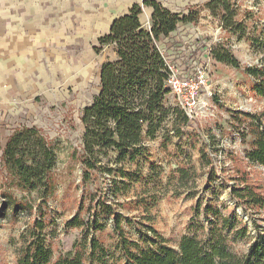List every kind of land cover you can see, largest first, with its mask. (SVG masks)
Wrapping results in <instances>:
<instances>
[{
    "label": "rangeland",
    "instance_id": "374dc122",
    "mask_svg": "<svg viewBox=\"0 0 264 264\" xmlns=\"http://www.w3.org/2000/svg\"><path fill=\"white\" fill-rule=\"evenodd\" d=\"M135 1L142 2L0 1L1 13L9 15L5 21H12L16 12L31 25L30 32L26 28L12 36L20 46L14 67L13 52L8 49L13 46L8 39L11 35L0 29V182L4 174L2 150L10 135L24 127L41 129L53 142L57 154V197L49 200L59 224L56 255L75 252L82 230L66 229V224L77 214L81 203L88 207L92 198L95 203L103 198L124 216L141 220L145 228H155L172 246H177L184 235H200L201 228L209 223L203 212L209 201L218 199L230 207L234 205L230 196L234 184L231 156L245 157L248 145L238 130L239 123L233 124L232 113L264 112V97L253 92L256 80L244 75L242 69L219 62L213 54L215 50L227 49L243 66L260 64L264 58V0H230L233 28L242 25L243 32L223 29L224 13L216 16L206 7L212 0H158L173 13L200 11L197 23L180 24L169 37H162L158 46L171 65L208 76V88L201 87L199 93L203 106L182 127V136H173L172 132V138L165 139L161 130L155 138H147L144 145L149 153L134 162L117 164L118 153L108 152L104 162L124 168L130 176L117 199L108 191L109 176L99 179L97 193L91 185L90 192L84 194L80 163L73 159L85 133L81 114L100 93L103 65L117 58L113 46L97 51L98 40L108 32L112 19ZM150 10L143 8L141 14L146 29L151 26ZM3 20L0 15V23ZM167 104L179 106L173 93L168 95ZM179 166L195 173L196 179L180 185L176 174ZM246 166L252 177L264 184V167ZM30 196L37 198L36 193ZM199 203L201 213L197 214ZM3 206L4 199L0 197V264H15V252L30 215L18 212L14 222L12 211L3 210ZM83 217L88 218V214ZM124 226L131 237L140 236L134 225Z\"/></svg>",
    "mask_w": 264,
    "mask_h": 264
},
{
    "label": "trees",
    "instance_id": "16d2710c",
    "mask_svg": "<svg viewBox=\"0 0 264 264\" xmlns=\"http://www.w3.org/2000/svg\"><path fill=\"white\" fill-rule=\"evenodd\" d=\"M144 7L153 9L149 29L140 21ZM206 7L216 16L224 13L223 29L243 32L242 25L233 28L230 0H212ZM199 17V10L173 13L157 0H144L116 19L109 33L99 38L97 51L113 46L117 58L103 65L100 93L81 114L85 133L73 159L80 163L84 194L90 192L91 185L97 193L99 179L108 176V191L115 199L125 190L130 176L124 168L104 162L109 151L118 153L117 164L134 162L149 153L144 145L147 138H155L161 130L165 139H171L172 132L173 136L184 133L182 127L189 118L179 106L167 104L171 71L158 43L180 24L197 23ZM213 54L219 62L242 69L244 75L255 79L253 92L264 97V58L260 64L243 66L227 49ZM232 122L239 123L238 130L248 145L245 157L231 156L234 184L230 196L234 205L209 201L203 208L209 223L200 235H184L172 246L155 228H145L141 220L124 216L103 198L97 203L92 198V204L87 207L82 202L66 224V229L82 230L75 252L68 255L55 254L59 224L49 206L58 189L56 148L37 127L15 130L2 150L4 174L0 182L3 210L12 211V221H17L18 212L30 215L15 252V264H264V184L255 180L246 166L264 167V112L232 113ZM176 174L180 185L196 179V174L183 166ZM32 193L37 194L36 199ZM15 194L29 197L20 199ZM200 209L199 203L197 214ZM109 221L111 231L107 230ZM124 225H134L140 236L131 237Z\"/></svg>",
    "mask_w": 264,
    "mask_h": 264
},
{
    "label": "built area",
    "instance_id": "2783aa9c",
    "mask_svg": "<svg viewBox=\"0 0 264 264\" xmlns=\"http://www.w3.org/2000/svg\"><path fill=\"white\" fill-rule=\"evenodd\" d=\"M171 71L167 85L178 100L179 107L185 112L188 118H192L194 112L200 110L202 102L200 100L201 87L208 88V76L205 74H192L182 67H176L167 60Z\"/></svg>",
    "mask_w": 264,
    "mask_h": 264
},
{
    "label": "crops",
    "instance_id": "0c3cea01",
    "mask_svg": "<svg viewBox=\"0 0 264 264\" xmlns=\"http://www.w3.org/2000/svg\"><path fill=\"white\" fill-rule=\"evenodd\" d=\"M0 1H2V0H0ZM143 1H144V0H142V2L135 1V2L131 3V5H130L129 7H127L124 11H122L119 15L115 16V17L112 19V21H111V23H110V26H109V28H108V32H107L106 34L109 33V31H110V29H111V27H112V24H113V22H114L116 19H118V18H120V17H123V16L127 15V14L129 13L130 9H131L135 4H140V5H142V4H143ZM157 1H158V0H157ZM159 2H160V1H159ZM160 3L163 5L162 2H160ZM144 8H146V9H150V8H148V7H144ZM152 12H153V9L151 8V10H150L151 15H152ZM0 15H2V19H4V20H3V23H0V29L2 28V30H3V32H4L5 35H7V36H8V35H11L8 39L11 40V41H13V42H12L13 46H12V47H9L8 49H9V50H12V52H13V57H12V59H13V64H12V66L14 67L15 64L17 65L18 60H19V56H20V51H19V49H20V46L18 45L19 43H18L17 39H14V37H12V36H13V34H18V33H20V31H21L22 29L25 30L26 28L28 29V32H30V31H31V25H30V22H29V21H28V23H27V20L25 19V17H22V15H21L20 13H19V15H16V12H14L13 15H12V21H11V20H10V21H5V19L8 18L9 15L5 16L4 12L1 13V11H0ZM4 16H5V17H4ZM141 16H142V15H141ZM141 16H140V21H141ZM141 22H142V21H141ZM11 41H10V42H11ZM7 47H8V44H7L6 46H4V49H7Z\"/></svg>",
    "mask_w": 264,
    "mask_h": 264
},
{
    "label": "water",
    "instance_id": "95a60500",
    "mask_svg": "<svg viewBox=\"0 0 264 264\" xmlns=\"http://www.w3.org/2000/svg\"><path fill=\"white\" fill-rule=\"evenodd\" d=\"M238 213H239L240 215H242V214H243L242 209H239V210H238Z\"/></svg>",
    "mask_w": 264,
    "mask_h": 264
}]
</instances>
